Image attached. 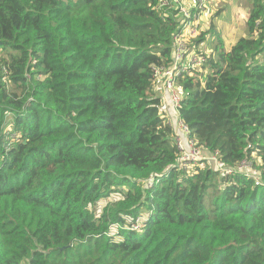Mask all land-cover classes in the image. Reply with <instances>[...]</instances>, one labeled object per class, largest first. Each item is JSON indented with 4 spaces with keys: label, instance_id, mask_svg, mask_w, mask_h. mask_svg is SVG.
Wrapping results in <instances>:
<instances>
[{
    "label": "trees",
    "instance_id": "trees-1",
    "mask_svg": "<svg viewBox=\"0 0 264 264\" xmlns=\"http://www.w3.org/2000/svg\"><path fill=\"white\" fill-rule=\"evenodd\" d=\"M245 1L229 51L221 11L197 40L204 84L177 82L190 137L249 175L178 165L154 89L174 6L0 0V264H264V0Z\"/></svg>",
    "mask_w": 264,
    "mask_h": 264
},
{
    "label": "built area",
    "instance_id": "built-area-1",
    "mask_svg": "<svg viewBox=\"0 0 264 264\" xmlns=\"http://www.w3.org/2000/svg\"><path fill=\"white\" fill-rule=\"evenodd\" d=\"M221 2L222 0H160L159 7L162 10L171 9L172 6L177 9L175 19L178 32L174 33L172 37L171 62L168 67L155 69L154 89L161 100L160 116L165 117L164 111L169 109L176 117V121L170 124L174 130V143L179 150L178 165L189 169L193 163L207 160L214 170L222 174H231L233 171H237L249 175L247 168L250 169V173L252 169L247 161L229 168L218 159L217 153L205 154L190 137L188 126L179 117L183 94L180 95L176 92V82L179 78L190 75L194 71L203 72V65L210 55L204 52L203 41L197 43V40L200 34L206 30L202 25L204 16L209 15L211 7L217 10ZM177 86L181 87L178 82ZM166 98H168V102L163 103L162 101H165ZM138 225L133 228L136 229Z\"/></svg>",
    "mask_w": 264,
    "mask_h": 264
},
{
    "label": "rangeland",
    "instance_id": "rangeland-1",
    "mask_svg": "<svg viewBox=\"0 0 264 264\" xmlns=\"http://www.w3.org/2000/svg\"><path fill=\"white\" fill-rule=\"evenodd\" d=\"M217 11H221V14L215 18V26H216V33H218L223 41L224 49L229 51L230 48L235 44L237 39L241 36H244L245 31V23H246V16L248 11V4L245 0H222L219 5V8L216 10L211 7V12L209 15H205L203 18V27L206 29L204 32H207L209 29V21L211 20L212 16L217 13ZM202 32V33H204ZM203 43V50L206 54L211 55L212 53V45L210 40L207 36ZM7 52L0 50V58L7 56ZM262 59H264V52L260 55ZM201 73V74H200ZM207 73V69H203V72L194 71V73L190 74L189 76H194L197 79H204V75ZM186 76V75H185ZM184 76V77H185ZM204 84V80L201 82V85ZM176 92L182 95V88L177 86L176 82ZM174 117V122L176 121L175 114L171 111L170 112ZM166 117V116H165ZM169 120V119H168ZM247 172L250 173V169L247 168ZM115 196H110L106 200L100 201L96 208L99 209L104 206L107 202L115 201ZM139 228V225L136 229Z\"/></svg>",
    "mask_w": 264,
    "mask_h": 264
},
{
    "label": "crops",
    "instance_id": "crops-1",
    "mask_svg": "<svg viewBox=\"0 0 264 264\" xmlns=\"http://www.w3.org/2000/svg\"><path fill=\"white\" fill-rule=\"evenodd\" d=\"M163 103H167L168 102V98L165 99V101H162ZM171 111L169 109H166L164 111L165 116L169 119L170 123H174V117L172 116V114L170 113ZM176 126V125H175Z\"/></svg>",
    "mask_w": 264,
    "mask_h": 264
}]
</instances>
